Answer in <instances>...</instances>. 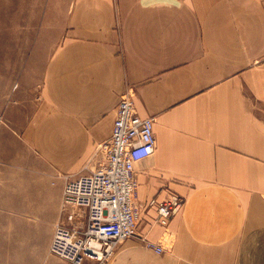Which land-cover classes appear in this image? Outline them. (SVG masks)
I'll return each instance as SVG.
<instances>
[{
    "label": "crops",
    "instance_id": "obj_1",
    "mask_svg": "<svg viewBox=\"0 0 264 264\" xmlns=\"http://www.w3.org/2000/svg\"><path fill=\"white\" fill-rule=\"evenodd\" d=\"M44 88L25 139L69 178L93 171L127 90L154 118V154L135 166L138 230L163 251L129 239L103 264H264V0H74ZM6 160L0 212L35 179ZM37 190L58 206L57 189ZM172 195L184 209L154 225L147 203Z\"/></svg>",
    "mask_w": 264,
    "mask_h": 264
},
{
    "label": "rangeland",
    "instance_id": "obj_2",
    "mask_svg": "<svg viewBox=\"0 0 264 264\" xmlns=\"http://www.w3.org/2000/svg\"><path fill=\"white\" fill-rule=\"evenodd\" d=\"M73 1L0 0V161L17 156L24 161L11 165L6 160L3 167L28 177L35 174L34 183L26 180L33 187L27 186L24 194L20 190L12 198L1 196L0 264H65L50 254L49 247L55 226L65 222L61 201L69 176L40 162L25 138L39 115L45 72L64 37ZM106 141L95 148L93 171L104 160L101 145ZM38 187L57 189L58 206L51 194L49 200L39 201Z\"/></svg>",
    "mask_w": 264,
    "mask_h": 264
},
{
    "label": "built area",
    "instance_id": "obj_3",
    "mask_svg": "<svg viewBox=\"0 0 264 264\" xmlns=\"http://www.w3.org/2000/svg\"><path fill=\"white\" fill-rule=\"evenodd\" d=\"M133 89L127 90L117 107L110 138L101 145L103 162L90 174L65 180L61 209L65 222L55 226L49 252L65 264H103L119 244L140 239L157 253L163 248L138 230L145 205H138L135 166L155 150L154 118L139 116ZM185 198L172 195L165 201L152 199L153 224L167 229L182 212Z\"/></svg>",
    "mask_w": 264,
    "mask_h": 264
},
{
    "label": "bare ground",
    "instance_id": "obj_4",
    "mask_svg": "<svg viewBox=\"0 0 264 264\" xmlns=\"http://www.w3.org/2000/svg\"><path fill=\"white\" fill-rule=\"evenodd\" d=\"M58 225V224H57Z\"/></svg>",
    "mask_w": 264,
    "mask_h": 264
}]
</instances>
